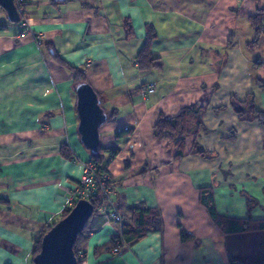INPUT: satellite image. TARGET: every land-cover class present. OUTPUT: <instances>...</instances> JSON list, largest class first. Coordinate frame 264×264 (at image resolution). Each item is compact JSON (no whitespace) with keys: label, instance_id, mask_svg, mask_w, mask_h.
<instances>
[{"label":"crops","instance_id":"0c3cea01","mask_svg":"<svg viewBox=\"0 0 264 264\" xmlns=\"http://www.w3.org/2000/svg\"><path fill=\"white\" fill-rule=\"evenodd\" d=\"M23 1L27 29L0 8V264H33L35 240L69 208L90 161L77 133L73 70L107 115L100 148L120 149L104 165L125 218L122 226L89 220L83 264H264V230L225 234L199 201L210 189L220 218L264 221V126L233 105L264 113V34L251 46L249 23L264 0ZM148 27L161 66L140 70ZM159 117L178 121L172 134L154 136ZM141 207L159 214L160 231L114 255Z\"/></svg>","mask_w":264,"mask_h":264},{"label":"trees","instance_id":"16d2710c","mask_svg":"<svg viewBox=\"0 0 264 264\" xmlns=\"http://www.w3.org/2000/svg\"><path fill=\"white\" fill-rule=\"evenodd\" d=\"M249 23L254 28V31H255V37L251 43V46H254L259 43L260 38L264 34V9L259 8L256 14L249 18ZM9 24H12V23L9 22ZM126 27H127L126 34L128 36H131L132 32L129 29V26L126 25ZM5 29H6L5 26L0 25V33L4 32ZM154 39H155V33L151 27H148L146 29L145 43L142 49L139 51V53L136 56V63L140 70H149L153 68H159L161 66L158 60L156 58H153L150 54V44ZM73 73H74L73 80L76 86L82 83H86L84 80L83 73L81 71L73 70ZM97 97H98V100L101 106V100L98 94H97ZM235 104H238V103H235ZM239 105L242 106V109L238 111L236 109L235 110L240 114V116L244 117L245 119H251V120L257 121L259 122V124L264 126V113L263 112L254 110L253 106L250 103H246V104L244 103L242 105L241 104ZM177 123L178 121L166 120L162 117H159L156 125L153 128L154 136L159 137L163 134L166 135L167 133L172 134V132H174L178 126ZM131 132H132V129H127V130H123V131L115 133L116 141L129 137ZM174 144L177 147L176 158L179 159L182 156V149H183L182 139L176 140ZM68 152L69 150L67 147L63 146L61 148L62 155L68 157V154H69ZM119 152H120L119 148H110V149L104 150V149H101L99 146V149L97 152L91 153L90 161H93L94 164H96L98 167H103L105 155H107L109 158H113L116 155H118ZM198 153L201 156H205L204 152L202 151H198ZM199 193H200V197H199L200 204L206 209L210 219L214 222L215 226L223 233L225 234L245 233V232L256 231V230L257 231L264 230V221L257 222L252 226L250 225L251 223H248V222L220 218L219 216H217L214 210V203H213V197H212L211 190L201 189ZM89 202L92 204L94 209L97 207L96 200H90ZM70 209L71 208H67L64 211V213L58 218V220L65 217L67 213L70 211ZM134 212H136V215H137L136 218L134 219V222H133L134 224L132 226L125 225L122 228V238L125 243H130L132 241L139 240L149 232L160 231L161 220H160V216L158 213L151 212L150 210L144 207L135 208ZM94 215H95V212L93 213V216ZM58 220L53 222L50 226H47L45 231H43L38 236V238L35 240L33 252H32V263H33V259L35 255L40 250V241H41L42 236ZM87 224L85 228L83 229V231L77 236L75 244H74L73 250H74V254L77 259V264H83L82 258L79 254V248L85 241V229L87 227ZM181 238L182 240L185 241V240L190 239V236L182 233Z\"/></svg>","mask_w":264,"mask_h":264},{"label":"water","instance_id":"95a60500","mask_svg":"<svg viewBox=\"0 0 264 264\" xmlns=\"http://www.w3.org/2000/svg\"><path fill=\"white\" fill-rule=\"evenodd\" d=\"M0 8L5 12L8 22L19 23L20 17L13 0H0ZM75 94L80 142L87 151L95 153L100 146L99 129L105 124L107 116L100 106L96 92L88 83L77 85ZM233 105L237 111L242 109L239 104ZM93 213L94 208L89 201L78 200L65 217L44 233L33 264H77L74 244Z\"/></svg>","mask_w":264,"mask_h":264},{"label":"built area","instance_id":"2783aa9c","mask_svg":"<svg viewBox=\"0 0 264 264\" xmlns=\"http://www.w3.org/2000/svg\"><path fill=\"white\" fill-rule=\"evenodd\" d=\"M13 2L20 17L19 24L22 28L27 29L29 27V22L26 17L24 1L13 0ZM30 33L36 46L39 47L41 45L40 36L32 32ZM89 64L90 62L88 61L87 65ZM145 92L146 94L153 93L154 85L150 84ZM80 199L97 201V207L94 209L95 216L102 219L104 224L114 223L122 226L125 223V218L119 214L112 201L111 177L105 165L103 167H98L93 161H87L82 165L79 182L74 191L70 194L68 207L72 208ZM126 245L123 238H120L118 244L112 249V253L114 255L119 254L121 248Z\"/></svg>","mask_w":264,"mask_h":264}]
</instances>
